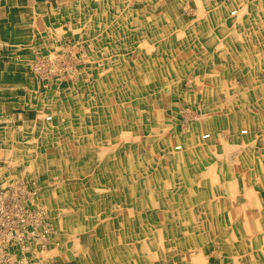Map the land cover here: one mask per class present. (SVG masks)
<instances>
[{
    "label": "rangeland",
    "instance_id": "1",
    "mask_svg": "<svg viewBox=\"0 0 264 264\" xmlns=\"http://www.w3.org/2000/svg\"><path fill=\"white\" fill-rule=\"evenodd\" d=\"M66 6L67 27L55 32L67 40L44 35L0 45V184L39 187L35 202L44 211L24 264L38 258L100 264L97 224L125 209H151L152 218L159 201L178 203V194L193 205L182 220L173 209V224L205 210L199 196L208 191L219 196L211 199L219 211L227 195L240 205L246 199L237 200L238 188L225 180L240 177L257 158L264 194V0H70ZM229 143L231 150L224 149ZM178 145L184 150L175 158ZM229 217L224 222L220 213L211 237L202 234L213 264H225L217 254L225 252V240L235 243V228L243 231L242 254L261 248L253 243L257 232L242 224L246 216ZM160 250L150 264H177L172 252Z\"/></svg>",
    "mask_w": 264,
    "mask_h": 264
},
{
    "label": "bare ground",
    "instance_id": "2",
    "mask_svg": "<svg viewBox=\"0 0 264 264\" xmlns=\"http://www.w3.org/2000/svg\"><path fill=\"white\" fill-rule=\"evenodd\" d=\"M137 1V0H136ZM205 1V0H204ZM213 1V0H212ZM102 2V1H101ZM236 2V1H235ZM199 6L200 1L198 2ZM245 5V4H244ZM198 6V7H199ZM253 8V7H251ZM203 10V8H201ZM240 9V8H239ZM209 11V10H208ZM218 11V10H217ZM220 11V10H219ZM249 11V10H248ZM251 11V10H250ZM131 12V11H130ZM200 12V11H199ZM198 12V13H199ZM203 12V11H201ZM100 13V12H99ZM111 13V12H110ZM206 14V13H204ZM239 14V11H233L231 13L232 16ZM101 15V14H100ZM203 17V16H202ZM98 18V17H97ZM206 18V17H205ZM228 18V17H227ZM242 18V17H241ZM248 18V17H247ZM94 19V18H93ZM194 19V18H193ZM244 19V18H243ZM257 19V18H256ZM110 20V19H109ZM108 20V21H109ZM120 20V19H119ZM195 20V19H194ZM197 20V19H196ZM206 20V19H205ZM208 20V19H207ZM174 21V20H173ZM225 21V20H224ZM91 22V20H90ZM194 22V21H193ZM236 22V21H235ZM240 22V21H239ZM245 22V21H244ZM225 23V22H223ZM247 23V22H246ZM259 23V22H258ZM116 24V23H114ZM89 25V24H88ZM243 26V25H242ZM138 27V26H137ZM246 27V26H245ZM84 28V27H83ZM125 28V27H124ZM242 28V27H241ZM228 29V28H227ZM246 29V28H245ZM121 30V29H120ZM264 31V30H263ZM263 33V32H262ZM261 34V33H260ZM94 35V34H93ZM124 35V34H123ZM247 35V34H246ZM118 36V35H117ZM239 36V35H238ZM116 38V37H115ZM119 38V37H118ZM180 38V37H178ZM234 38V37H233ZM236 38V37H235ZM240 39V38H239ZM178 40V39H177ZM245 40V39H244ZM243 47V46H242ZM195 51V50H194ZM246 52V51H245ZM248 52V51H247ZM206 53V52H205ZM262 54V53H261ZM197 55V54H195ZM159 58V57H158ZM209 60V59H208ZM248 60V59H247ZM264 60V59H263ZM230 62V61H229ZM193 63V62H192ZM257 63V62H256ZM264 63V62H263ZM181 65V64H180ZM192 65V64H191ZM182 66V65H181ZM208 68V67H207ZM130 82V81H129ZM134 87V86H133ZM234 87V86H233ZM260 88V87H259ZM258 88V89H259ZM133 90V89H132ZM244 96V95H243ZM258 97V96H257ZM234 98V97H233ZM215 99V98H214ZM225 99V98H224ZM242 100V99H241ZM244 101V100H243ZM224 102V101H223ZM112 106V105H111ZM244 106V105H243ZM241 106V107H243ZM249 106V105H248ZM259 107V106H258ZM215 108V107H214ZM220 108V107H218ZM111 109V108H110ZM240 109V108H239ZM238 109V110H239ZM212 110V109H211ZM125 111V110H124ZM207 111V110H206ZM216 111V110H215ZM242 112V111H241ZM240 112V113H241ZM192 113V112H191ZM248 113V112H247ZM204 114V113H203ZM230 114V113H229ZM234 114V113H233ZM256 114V113H255ZM205 115V114H204ZM218 115V114H217ZM119 116V115H118ZM200 116V115H198ZM203 116V115H202ZM245 116V115H244ZM204 117V116H203ZM202 117V118H203ZM206 117V116H205ZM209 117V116H208ZM115 118V117H114ZM217 118V117H216ZM248 118V117H246ZM119 119V118H118ZM207 119V118H206ZM230 119V118H229ZM52 120V117L49 116L47 121ZM235 120V119H234ZM101 121V120H100ZM204 121V120H203ZM212 121V120H211ZM111 122V121H110ZM226 122V121H225ZM234 122V121H233ZM236 122V120H235ZM218 123V122H217ZM74 124V123H73ZM110 124V123H109ZM133 124V123H132ZM232 125V124H231ZM110 126V125H109ZM234 126V125H233ZM106 127V126H105ZM113 128V127H112ZM211 128V127H210ZM234 128V127H233ZM77 129V128H76ZM81 130V129H80ZM206 130V129H205ZM262 130V129H261ZM73 131V130H72ZM71 131V132H72ZM249 129H244L242 134H251ZM77 132V131H76ZM225 132V131H224ZM227 132V130H226ZM74 133V132H73ZM81 133V132H80ZM84 133V132H83ZM202 133V132H201ZM203 134V133H202ZM223 134V133H222ZM238 134V133H237ZM111 135V134H110ZM187 135V134H186ZM256 135V133H255ZM77 136V135H76ZM224 136V135H223ZM222 136V137H223ZM229 136V135H228ZM129 138V136H127ZM169 137V136H168ZM190 137V136H189ZM201 137V136H200ZM210 136L204 135V138H209ZM254 137V136H253ZM76 138V137H75ZM92 138V137H91ZM78 139V138H77ZM133 139V138H132ZM76 140V139H74ZM127 140V139H126ZM92 141V140H91ZM90 142V141H89ZM95 142V141H94ZM127 142V141H126ZM239 142V141H238ZM114 143V142H113ZM165 143V142H164ZM104 144V143H103ZM200 144V143H197ZM213 144V143H212ZM91 145V144H90ZM172 145V144H171ZM234 145V144H233ZM248 145V144H247ZM94 146V145H93ZM96 146V145H95ZM102 146V145H101ZM132 146V145H131ZM188 146V145H187ZM232 146V145H227ZM226 146L227 150L228 147ZM240 146V144H238ZM245 146V145H244ZM109 147V146H108ZM107 147V148H108ZM183 146H177L175 148V152L172 151L173 157H178L179 154L176 150L182 149ZM237 147V146H236ZM243 149V146H241ZM114 148V147H113ZM112 148V149H113ZM203 148V147H202ZM235 148V147H234ZM233 148V149H234ZM264 148V147H263ZM156 149V148H155ZM232 149V150H233ZM249 149V148H248ZM84 150V149H83ZM104 150V148H103ZM184 150V149H182ZM201 150V149H200ZM203 150V149H202ZM231 150V147H230ZM236 150V149H234ZM233 150V151H234ZM239 150V149H237ZM236 150V151H237ZM106 151V150H104ZM192 151V150H191ZM215 151V150H214ZM156 152V151H155ZM224 152V151H223ZM230 152V151H229ZM229 152L225 151V153ZM257 152V151H256ZM73 153V152H72ZM129 153V152H128ZM104 154V153H103ZM155 154V153H154ZM207 154V153H206ZM231 154V153H230ZM233 154V153H232ZM151 155V154H150ZM181 155V152H180ZM246 155V154H245ZM236 156V155H235ZM182 158V155L180 156ZM203 157V156H202ZM233 157V156H232ZM126 158V157H125ZM187 158V157H186ZM196 158V157H195ZM240 158V157H239ZM210 159V158H209ZM226 159L227 156H226ZM234 159V158H233ZM236 159V158H235ZM101 160V159H100ZM160 160V159H159ZM201 160V159H200ZM102 161V160H101ZM134 161V160H133ZM212 161V160H211ZM231 162V160H229ZM228 161V163H229ZM107 162V161H106ZM118 162V161H117ZM129 162V161H128ZM162 162V161H161ZM187 162V161H186ZM235 162V161H233ZM245 162V160H244ZM77 163V162H76ZM121 163V162H120ZM133 163V162H132ZM150 163V162H149ZM168 163V162H167ZM206 163V162H205ZM215 163V162H214ZM105 164V163H104ZM134 164V163H133ZM142 164V163H140ZM153 164V163H151ZM160 164V163H159ZM213 164V163H212ZM69 165V164H68ZM71 165V164H70ZM108 165V164H107ZM72 166V165H71ZM158 166V165H157ZM229 166V165H228ZM240 166V165H239ZM238 166V167H239ZM98 167V166H97ZM107 167V166H106ZM147 167V165H146ZM166 167V166H165ZM108 168H110L108 166ZM161 168V167H160ZM192 168V167H191ZM201 168V167H200ZM207 168V167H206ZM144 169V168H143ZM142 169V170H143ZM185 169V168H184ZM203 169V168H202ZM214 169V168H213ZM112 170V169H110ZM120 170V169H119ZM118 170V171H119ZM130 170V169H129ZM199 171V170H198ZM97 172V171H96ZM131 172V171H130ZM219 172V171H218ZM126 173V172H125ZM191 173V170H190ZM197 173V172H195ZM207 175L211 174V169L206 173ZM205 176L207 177V175ZM155 175V174H154ZM177 175V174H176ZM198 175V174H197ZM97 176V175H96ZM147 176V175H146ZM182 176V174H181ZM187 176V175H186ZM127 177V176H126ZM156 177V176H154ZM126 179V178H125ZM157 179V178H156ZM186 180V179H185ZM123 181V180H122ZM107 182V181H106ZM113 182V181H112ZM173 182V181H172ZM195 182V181H194ZM108 183V182H107ZM157 183V182H156ZM190 183V182H189ZM221 183V182H220ZM224 183V182H223ZM185 184V183H184ZM196 184V183H195ZM68 186V185H67ZM120 186V185H119ZM146 186V184H145ZM180 186V185H179ZM199 186V185H198ZM213 186V185H211ZM217 186V185H216ZM200 187V186H199ZM117 188V187H116ZM136 189L138 187H135ZM209 188V187H208ZM30 190V188H27ZM60 189V187H59ZM115 189V188H114ZM129 189V188H128ZM132 189V188H131ZM130 189V190H131ZM145 189V188H144ZM168 189V188H167ZM36 190H40L36 188ZM65 190V189H64ZM86 190V189H85ZM61 191V190H60ZM137 191V190H136ZM204 191V190H203ZM206 191V189H205ZM83 192V191H82ZM110 192V191H109ZM202 192V191H201ZM221 192V191H220ZM225 192V191H224ZM223 192V193H224ZM65 193V192H64ZM71 193V192H70ZM79 193V192H78ZM55 194V193H54ZM134 194V193H133ZM154 194V193H153ZM157 194V192H156ZM215 194V193H214ZM61 196V194H59ZM196 195V194H195ZM41 196V192H36L33 196L31 203L35 208L40 207L36 205V200H39ZM73 196V195H72ZM75 196V195H74ZM134 196V195H133ZM138 196V195H137ZM144 196V195H143ZM192 196V195H191ZM212 196V195H211ZM50 197V196H49ZM71 197V196H70ZM87 197V196H86ZM90 197V195H89ZM93 198V196H91ZM96 194L94 198H97ZM76 198V197H75ZM91 198V199H92ZM143 198V197H142ZM178 200V203L168 202L166 200L159 201V205L157 209V214L151 218L153 211L151 209L145 214H136L135 212L125 211L122 215L117 216L115 220H109L105 225L97 224V238L95 239L97 244L96 253L98 255V261L100 264H150L154 259L162 257V254H159V249L163 251H169L173 253V257L175 258V262L177 264H211V258H209V253L205 252L204 248L201 247L203 242L202 234L204 232H210L208 237L211 235V199L203 194V196H199V200L203 199L205 203V211L203 213L198 211L201 215V218L198 217L199 214L193 213V219L191 222H185L183 224H173L171 217L168 215L174 212L176 213L177 220H182L183 216L186 214V208L188 206H192L193 202L184 194L176 195L174 197ZM207 198V199H206ZM104 199V198H103ZM113 199V198H112ZM159 199V198H157ZM163 199V198H162ZM219 199V197H218ZM217 199V200H218ZM94 200V199H93ZM136 200V199H135ZM143 200V199H142ZM86 201V199H85ZM103 203V202H102ZM146 203V202H145ZM155 203V202H154ZM216 203V202H215ZM259 203V202H258ZM38 204V203H37ZM50 204V203H49ZM88 204V203H86ZM90 204V203H89ZM92 204V203H91ZM104 204V203H103ZM146 205V204H145ZM179 205V206H175ZM101 206V205H100ZM123 206V204H122ZM195 206V205H194ZM217 206V205H216ZM38 209V208H37ZM144 209V208H143ZM219 209V207H218ZM142 210V209H141ZM200 210V209H198ZM260 210V209H259ZM39 211V210H38ZM37 211V216H39V220L43 218L42 214ZM190 211V210H189ZM216 211V210H214ZM261 212V211H260ZM139 213V212H138ZM150 213V214H149ZM40 214V215H39ZM50 214V213H49ZM197 214V215H196ZM216 217L218 219L219 212H216ZM214 216V215H213ZM192 217V216H191ZM246 218V217H245ZM254 218V217H253ZM91 219V218H90ZM112 219V218H111ZM175 219V218H174ZM221 219V218H220ZM224 222L226 221L223 218ZM256 220V219H255ZM187 221V220H186ZM219 221V219H218ZM229 221V220H227ZM257 221V220H256ZM213 222V221H212ZM51 222H48L49 235L52 232V226H50ZM104 223V222H103ZM219 223V222H218ZM259 223V222H258ZM232 224V223H231ZM58 225V224H56ZM71 225V224H70ZM77 225V223H76ZM260 225V224H259ZM214 226V225H213ZM42 227V223L39 222V229ZM84 227V226H83ZM216 227V226H215ZM231 227V226H230ZM230 227L228 225V230L226 236L230 233ZM236 227V226H235ZM234 227V228H235ZM218 228V227H217ZM216 228V229H217ZM260 228V227H259ZM82 229V228H81ZM261 229V228H260ZM47 230V229H46ZM91 230V229H90ZM89 230V231H90ZM237 237L234 236L236 240L233 245L229 244L227 240L223 243V247L225 252L222 255L217 254L218 260L223 258L226 261V264H234L239 263V260L245 253H241V249L243 244L240 242L241 238L238 235V229H236ZM40 231V230H39ZM74 231V230H73ZM78 231V230H77ZM84 231V229H83ZM262 231V230H260ZM46 232V231H45ZM87 232V231H86ZM214 232V231H213ZM229 232V233H228ZM218 234V233H217ZM40 233L37 234L35 238H33L29 244L24 247H17L13 249V254L15 257L21 259V261H26V253L30 248L32 249V243L39 239ZM207 236V235H206ZM216 236V235H215ZM107 237V238H106ZM211 237V236H210ZM217 237V236H216ZM215 237V238H216ZM229 237V236H228ZM106 238V239H104ZM209 239V238H208ZM210 240V239H209ZM232 241V240H231ZM215 242V241H214ZM78 246V244H77ZM80 246V245H79ZM126 250H125V248ZM204 246V245H203ZM214 247V246H213ZM222 248V247H221ZM123 249V251H122ZM160 250V251H161ZM236 250V251H235ZM244 250V249H243ZM157 251V252H155ZM222 252V251H221ZM167 253V252H166ZM165 253V254H166ZM219 253V252H218ZM185 256V257H184ZM216 256V255H215ZM48 258V257H47ZM83 258V257H82ZM29 260V259H28ZM53 260V259H52ZM187 260V261H185ZM54 262V261H53ZM86 262V261H85ZM35 264H42L41 259H37Z\"/></svg>",
    "mask_w": 264,
    "mask_h": 264
},
{
    "label": "crops",
    "instance_id": "3",
    "mask_svg": "<svg viewBox=\"0 0 264 264\" xmlns=\"http://www.w3.org/2000/svg\"><path fill=\"white\" fill-rule=\"evenodd\" d=\"M68 1L70 0H0V45L7 48L15 44H22L21 42L26 39H36L37 37L40 38V36L42 37L44 35H56L58 34L55 32L57 27L62 28L63 30L66 29L67 26L65 23L68 18L66 19L65 15L67 12L66 4ZM54 37H59L60 39L63 38L64 40L68 39L66 35H56ZM237 86L238 88L240 87V82H238ZM218 107L221 108L222 106H215V109H220ZM212 130L215 129L213 128ZM211 143H213L211 145L214 147V142L212 141ZM227 145L232 144H224V149ZM247 150H251L250 147ZM258 151L261 150L258 148L257 152ZM224 162H226V160ZM254 162L253 166H249V168L246 167V170L240 173V177H237L236 175L234 180H225L228 184L234 183L236 185L238 188V194L235 197L237 200L245 198L246 200L244 203H240L239 205V202H235L233 205V202L230 201L233 197L230 195L220 198V200H223L225 203V206L221 211H219L221 208L219 204L215 203V201L213 204L211 203V217H213L211 222L215 221V214L217 211L219 214L223 213L224 218L226 221L229 220V222H231V218L229 216L239 214L240 216H246L242 224L245 226L247 232L249 230H252V232L255 230V232H257L256 234L253 233V236L256 239L253 243L256 246L261 247L260 250L255 249V251L257 250L256 253L244 254L239 260V264H264V245H260L261 240L262 243H264V212L262 211V209L264 210V194L262 188L260 187L263 183V179L261 178L263 173L261 170L262 167L259 164V159H255ZM254 166L258 169V171H254ZM214 193V191H211V196L208 191V194L206 193L205 195H207L210 199L216 200L219 196ZM199 211L206 213L204 212V209ZM225 215H227V218ZM249 215L252 216V220ZM238 235H240L241 238L240 242H244V238L242 236L243 231L238 229ZM247 241L245 240V242ZM222 259H224V257ZM224 262L226 264L225 259ZM211 264H213L212 261ZM216 264L218 263L216 262Z\"/></svg>",
    "mask_w": 264,
    "mask_h": 264
},
{
    "label": "built area",
    "instance_id": "4",
    "mask_svg": "<svg viewBox=\"0 0 264 264\" xmlns=\"http://www.w3.org/2000/svg\"><path fill=\"white\" fill-rule=\"evenodd\" d=\"M2 187L0 184V264H23L13 249L26 246L39 233L38 209L30 204L38 191L25 184Z\"/></svg>",
    "mask_w": 264,
    "mask_h": 264
}]
</instances>
